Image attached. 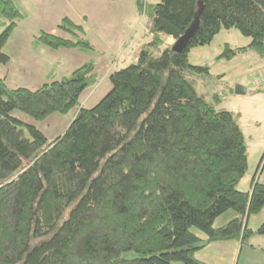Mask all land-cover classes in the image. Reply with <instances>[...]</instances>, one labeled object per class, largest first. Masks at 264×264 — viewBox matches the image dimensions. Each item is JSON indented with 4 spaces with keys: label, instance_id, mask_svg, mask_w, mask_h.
I'll use <instances>...</instances> for the list:
<instances>
[{
    "label": "trees",
    "instance_id": "obj_1",
    "mask_svg": "<svg viewBox=\"0 0 264 264\" xmlns=\"http://www.w3.org/2000/svg\"><path fill=\"white\" fill-rule=\"evenodd\" d=\"M135 1L148 18L149 40L135 64L109 75L111 88L94 107L79 99L97 83L95 62L36 90L0 79V264H205L193 257L206 244L264 236V221L247 227L264 209V184L253 179L247 192L237 190L247 171L243 133L220 100L207 102L188 78L210 75L190 62V52L222 31L250 42L224 44L219 60L248 50L263 56L264 0ZM199 9L185 50L164 45L186 32ZM23 19L16 0H0L2 65ZM57 28L62 35L40 31L34 45L95 51L68 17ZM72 110L52 140L13 114L44 121ZM229 211L235 217L215 227Z\"/></svg>",
    "mask_w": 264,
    "mask_h": 264
},
{
    "label": "rangeland",
    "instance_id": "obj_2",
    "mask_svg": "<svg viewBox=\"0 0 264 264\" xmlns=\"http://www.w3.org/2000/svg\"><path fill=\"white\" fill-rule=\"evenodd\" d=\"M16 2L24 19L19 22L4 48V52L10 56V62L0 64V79H5L9 88L36 90L53 75L57 79L66 77L75 68L88 62H95L97 83L80 96V105L90 109L110 90L108 78L111 72L135 64L141 47L139 45L149 40L148 36L146 38L144 36L150 29L148 18L145 14H139L135 0H16ZM159 2L160 0H143V4L147 6ZM63 17H68L83 27L86 38L95 48L94 52L58 50L59 53L54 54L55 51L34 45V39L40 31L53 34L59 32L57 25ZM223 37L224 34L215 39L211 44L212 50L216 49L217 43L222 42ZM174 42L172 39H164L163 44L171 47ZM123 46L126 48H122ZM44 49L47 52H44ZM162 49L163 45H160L154 51L155 54ZM189 59L191 63L195 62V54L193 58L189 56ZM214 62L207 60L205 63L210 68V75L188 78L195 81L196 90L204 94L207 102L213 104L217 98L220 100L218 107L222 106L229 110L238 120L245 138L248 160L247 171L240 180L237 190L247 192L252 180L256 181V175L259 177L260 169H263L261 175L264 178V93L253 89L251 84L247 86V93L237 95L234 93L235 86L245 87L234 81L242 78L239 76L244 74L251 81L244 78L245 82L252 83V80H255L254 84L256 82L257 85L261 75L259 71L246 65H232L221 78L219 76L222 70L225 71L227 61H217L219 66L216 68H213V65H216ZM227 86L233 90L235 96L226 97ZM74 113L72 110L66 115L53 114L44 121H35L20 112L13 114L34 126L48 140H52L64 132ZM260 213L263 217L264 209ZM233 214L232 211L226 212L215 221L214 226L228 223ZM251 219L249 226H253V221L257 218ZM194 232L205 238L200 232L196 230ZM193 258L205 264H264V237L253 235L244 243L238 239L211 242L196 251Z\"/></svg>",
    "mask_w": 264,
    "mask_h": 264
},
{
    "label": "crops",
    "instance_id": "obj_3",
    "mask_svg": "<svg viewBox=\"0 0 264 264\" xmlns=\"http://www.w3.org/2000/svg\"><path fill=\"white\" fill-rule=\"evenodd\" d=\"M57 34H61V33L57 32ZM222 34H224V37L221 40L222 42H219V43L216 44V49L212 50L211 49V46L212 45H210L209 47L192 49L191 52H190V56L193 58L194 57V54H195V62H193L192 64H194V65H206L207 66V64H205V63H206L207 60H210V61H215L214 64H216V65H213V68H216V67L219 66L217 64L218 62L225 61L223 59L222 60L221 59L220 60L218 59V57H219V55L221 54V51H222V46L224 44H228L232 49H235V48L245 47L250 42L248 39H244V38L241 39V37H239L240 35L237 34L235 31H222L221 33H219L217 35V37L218 36H222ZM144 36L146 38L148 36V34L145 33ZM149 37H150V35H149ZM166 39H172V38H166ZM139 46H142V44H140ZM122 48L125 49L126 46H123ZM204 50H208V51H204ZM44 52H47V50H45ZM58 53H59L58 51H55L54 52V54H58ZM48 54L51 55L53 53H48ZM56 63H57V61H56ZM226 64H227V66L225 68V71L222 70L221 75L219 76L221 78L224 77L227 74V72L229 71L228 68H230L232 65L233 66L234 65H236V66L246 65L249 68H252V69H255L256 71H259L258 73H260L261 76L264 75V54H263V56H259L255 51H252V50H248L247 52H245L243 54H239L238 56L234 57L232 60L227 61ZM209 71H210V68H209ZM239 77H242V78H237L234 82L239 83L240 85L244 86L245 87L244 88L245 89V93L248 92L247 86H250L251 84L253 85V89H257L259 92H263L264 93V91H260L258 89V87L256 85V82L254 84V81L255 80H252V83H250L251 81L246 76H244V74H242ZM244 78L248 79L250 82H245ZM195 87H196V84H195ZM228 90H229V93H228ZM198 93H200V92H198ZM225 93H227V96L226 97L235 96L234 93H233V90H231V88H228V86L226 87ZM79 101H80V99H79ZM220 108L221 109H224V108H222V106ZM227 111H229V110H227ZM235 119H236V117H235ZM236 121L238 123V120L237 119H236ZM262 170L263 169H260V172L258 173L259 174V177H258V175H256V177H255L256 178V181L257 182H260V183H262V182L264 183V178L261 175L262 174ZM260 214L261 213H259L258 215H255V216H251V217L248 218V220H247V227L248 228L255 230L264 221V216L262 217ZM234 217H235V215L233 214V215H231V218L230 219H233ZM251 218H257V219H255V221H253V223H254L253 226H249V223L252 220ZM223 225L224 224H222L221 226H223ZM205 239L206 238H202V240H205Z\"/></svg>",
    "mask_w": 264,
    "mask_h": 264
},
{
    "label": "water",
    "instance_id": "obj_4",
    "mask_svg": "<svg viewBox=\"0 0 264 264\" xmlns=\"http://www.w3.org/2000/svg\"><path fill=\"white\" fill-rule=\"evenodd\" d=\"M199 14H200V9L196 13L194 20L190 27L186 30V32L177 40L174 42V44L171 46V49L176 52V53H181L182 51L185 50L187 47L189 41L193 37L195 31L198 28L199 25ZM234 93L237 95H243L245 94V89L241 86L236 85L234 89Z\"/></svg>",
    "mask_w": 264,
    "mask_h": 264
},
{
    "label": "built area",
    "instance_id": "obj_5",
    "mask_svg": "<svg viewBox=\"0 0 264 264\" xmlns=\"http://www.w3.org/2000/svg\"><path fill=\"white\" fill-rule=\"evenodd\" d=\"M257 87L260 91H264V75L259 77Z\"/></svg>",
    "mask_w": 264,
    "mask_h": 264
}]
</instances>
